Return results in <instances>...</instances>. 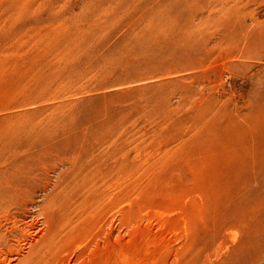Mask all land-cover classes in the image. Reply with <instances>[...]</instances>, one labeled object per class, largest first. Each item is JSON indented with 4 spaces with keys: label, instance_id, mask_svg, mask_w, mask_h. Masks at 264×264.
Segmentation results:
<instances>
[{
    "label": "rangeland",
    "instance_id": "374dc122",
    "mask_svg": "<svg viewBox=\"0 0 264 264\" xmlns=\"http://www.w3.org/2000/svg\"><path fill=\"white\" fill-rule=\"evenodd\" d=\"M8 114L120 168L78 264H264V0H0Z\"/></svg>",
    "mask_w": 264,
    "mask_h": 264
},
{
    "label": "bare ground",
    "instance_id": "6f19581e",
    "mask_svg": "<svg viewBox=\"0 0 264 264\" xmlns=\"http://www.w3.org/2000/svg\"><path fill=\"white\" fill-rule=\"evenodd\" d=\"M49 128L0 117V264H78L81 239L109 237L97 221L111 208V174L120 168L104 160L107 147L94 149L85 137L67 144Z\"/></svg>",
    "mask_w": 264,
    "mask_h": 264
}]
</instances>
